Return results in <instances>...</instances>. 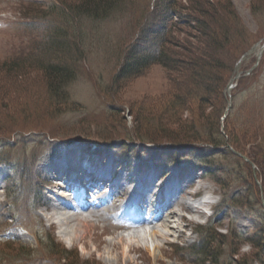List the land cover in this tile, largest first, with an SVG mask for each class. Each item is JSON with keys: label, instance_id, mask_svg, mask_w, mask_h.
I'll return each instance as SVG.
<instances>
[{"label": "rangeland", "instance_id": "374dc122", "mask_svg": "<svg viewBox=\"0 0 264 264\" xmlns=\"http://www.w3.org/2000/svg\"><path fill=\"white\" fill-rule=\"evenodd\" d=\"M80 1L0 0V264H264V53L255 75H242L232 90L228 120L229 100L220 96L237 55L264 44V0H213L218 14L206 25L217 36V53L199 72L194 65L204 35L187 25L172 32L176 44L168 54L177 53L175 65L154 63L134 75L123 70L139 57L136 44L157 26L151 0H123L101 18L82 14ZM188 3L179 2L189 9ZM56 48L63 53L51 55ZM68 51L78 60L68 66L71 81L57 97L39 66L46 56L61 59ZM219 118L225 145L204 149ZM233 145L246 150L248 161ZM71 153L89 169L112 165L115 186L103 196L113 193L114 202L109 197L106 205L126 204L136 194L139 169L163 181L178 170L204 187L189 202L206 198V215L183 222L181 237L154 235L153 225L139 237L110 218L78 236L60 230L58 195L73 181L69 170L78 171L62 169ZM187 182L184 198L192 191ZM118 195L123 202H115ZM211 232L224 238L214 240ZM207 239L214 256L200 252Z\"/></svg>", "mask_w": 264, "mask_h": 264}, {"label": "bare ground", "instance_id": "6f19581e", "mask_svg": "<svg viewBox=\"0 0 264 264\" xmlns=\"http://www.w3.org/2000/svg\"><path fill=\"white\" fill-rule=\"evenodd\" d=\"M89 155L92 156L91 154ZM89 155H87V157ZM62 161L67 162L63 164V170L73 168L78 171L75 173L74 177V175H72V170H69V172H71L70 177L73 181L71 183H69V181L66 183L68 188L66 185L61 186L63 192L58 195L59 200L57 201L58 204L55 211L58 222L62 226L60 230L65 228L76 236L81 233L82 228L86 227L85 229L88 231L89 228L95 227L102 220L109 218L114 223L123 226L124 231L130 229L131 232L133 231V233H136L138 236L140 235L139 237H142L145 232H148L152 225L154 226L152 229V234L154 235L157 234L158 236L168 238L179 232V237L186 236V231L181 228L182 223L187 221L188 218L190 221H194L198 220L199 217L205 216L206 206L210 205V202L206 198L200 199L201 202L199 203L192 204V202H189L192 197H197L200 194V189L204 188L202 187V184L197 185V181L193 180L195 176H193V178L190 175L183 176V172L181 173L178 170H173L168 180L163 181L154 171L152 173L144 174L140 169L136 172V175L141 174L140 181L137 183L139 185L138 189L135 188L137 190L136 194L130 197L126 204L113 203L106 205V201L109 197L114 198V195L109 197L103 196V191L106 187L104 183H108L110 180L108 174L112 172V165L101 162L94 164L89 169L88 164H84L86 167L83 166L82 163L79 165V162H82V157L80 158V156L75 155L74 153L67 155ZM86 161L87 160H85L84 163H86ZM92 175H97L98 177L97 180L96 178L94 179V181L96 180L95 183L98 184L94 191H89L87 194L83 191L84 189L81 190V186H74L75 179L77 181L80 180L82 183H88V178ZM133 175L135 176V174ZM186 182L188 183L190 191H192L185 192L184 198V190L185 187H187L185 184ZM114 186L115 185H113V187ZM87 187L90 188L89 186ZM194 188L195 190H193ZM117 198H121V196H118ZM158 202L164 203L162 207L157 206L159 205L157 204ZM127 205L130 208L129 211L128 207L126 208ZM149 207H154L155 209L147 212V208ZM107 209L112 212L109 213L108 216L106 212ZM119 209H121V211H118ZM124 209H127V211ZM101 211L103 212L101 213ZM100 213L104 217H102ZM146 213L147 215L144 216L141 221H133L132 215H145ZM54 219H56V217ZM160 226L168 231L162 233L157 229ZM134 228H139V230ZM136 249L139 248L136 247Z\"/></svg>", "mask_w": 264, "mask_h": 264}, {"label": "trees", "instance_id": "16d2710c", "mask_svg": "<svg viewBox=\"0 0 264 264\" xmlns=\"http://www.w3.org/2000/svg\"><path fill=\"white\" fill-rule=\"evenodd\" d=\"M187 1V0H186ZM190 3H188L189 9L186 7H180V0H151L150 8L151 10V19L157 23V26L155 25L154 29L150 31L149 35L145 37V40L143 43L139 42L136 45L135 50L140 52L139 57H136L131 63L130 66H126L124 68V73L131 72L134 74H139L140 72L144 71L149 65L154 63H162V64H169L170 66H173L176 64V60L172 56H175L177 53L172 52L168 54L169 50L168 47L171 45V43L175 41V39L172 37V32H174L176 29H178L181 26H191L193 29H197L200 31V35H204L203 38H200L205 44V48L201 51V58H196L195 62L197 63L194 65V68L197 72L199 70L204 69L207 67L208 59H211L215 56L217 53V36L214 34H210L209 28L206 25L207 22H210L211 20L215 19L216 14H218V9L216 3L212 0H188ZM123 0H82L78 3L79 7L78 9L83 10L82 14L87 16H94L95 18H101L102 16L109 15L115 7H121L120 4H122ZM223 7V6H222ZM229 8V7H228ZM115 10V9H114ZM79 11V10H78ZM234 12V11H233ZM150 19V20H151ZM45 20V19H44ZM49 22L47 21L44 23L43 27H49ZM43 24V23H41ZM202 30V31H201ZM57 39V37L55 38ZM58 42V41H57ZM63 44V42H62ZM140 45L142 48H139ZM66 46V45H65ZM250 45L243 49L235 58V61L231 67V70L228 74V76L225 78L224 82L220 80L218 77L215 78L216 82L221 83L220 85V96H222L223 101L225 97V89L234 73V67L238 59L244 54L247 49H249ZM66 48V47H65ZM213 49V51L211 50ZM168 50V51H167ZM76 51V52H75ZM73 51V53H77V50ZM63 53V49L56 48L55 52H50V54H60ZM78 57V56H77ZM131 58V57H130ZM78 60L75 58V56L72 55L71 51H68L67 55H62L61 59H55L54 57L50 56L45 59V63L43 66H39V68L43 69L45 73V81L47 85L56 93L57 97H62V93L59 89L64 88L67 86L71 81V72L68 69V66H71V64ZM214 63H217L216 61H213ZM14 64V63H13ZM69 64V65H67ZM219 64V63H217ZM16 64L12 65V70L17 69ZM219 67V65L216 67V69ZM255 75V72H254ZM200 84H203V81L201 80ZM224 95V96H223ZM224 110V109H223ZM230 117V116H229ZM228 117V118H229ZM227 118V120H228ZM219 130L215 134L208 135L210 138L208 143H202V147L205 148H218L223 147L224 144V133L221 132V119L219 118ZM197 141V140H195ZM190 142V141H188ZM173 144V143H171ZM178 144V143H174ZM173 145V146H174ZM181 145V144H180ZM177 146V145H175ZM181 146L184 147V144ZM235 148L240 150L242 153H245L246 150L241 149L240 147ZM246 163L245 166L250 168L249 165ZM260 165V163H258ZM238 202H240L238 200ZM207 233V237H208ZM211 235V236H210ZM210 238L213 236L214 240H217L218 238H224L222 234H214L212 235V232L210 234ZM55 245V244H54ZM201 253H204L205 257L214 256L213 254L214 249L212 246L211 241L203 240V248L200 251ZM62 256H65L68 258L69 261H71V254L68 252H62L60 254ZM209 260V259H208ZM245 260V259H243ZM71 262H74V259H72Z\"/></svg>", "mask_w": 264, "mask_h": 264}, {"label": "water", "instance_id": "95a60500", "mask_svg": "<svg viewBox=\"0 0 264 264\" xmlns=\"http://www.w3.org/2000/svg\"><path fill=\"white\" fill-rule=\"evenodd\" d=\"M256 47H257V46L253 47L249 52H247V53L242 57V59L238 62L237 67H236L237 75L231 79V82H230L229 86L227 87V91H228V92H230L231 88L233 87V82H234V80L238 79V78L240 77V75H241V72L239 71V68H240V65H241L242 61H243L244 59H246L248 56H250V55L254 52V50L256 49Z\"/></svg>", "mask_w": 264, "mask_h": 264}]
</instances>
